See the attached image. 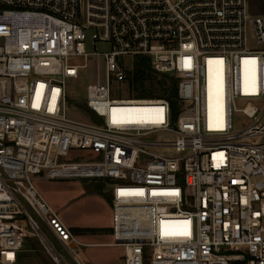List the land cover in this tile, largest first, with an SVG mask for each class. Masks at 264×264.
<instances>
[{
    "label": "built area",
    "instance_id": "1",
    "mask_svg": "<svg viewBox=\"0 0 264 264\" xmlns=\"http://www.w3.org/2000/svg\"><path fill=\"white\" fill-rule=\"evenodd\" d=\"M259 4L0 0V264H30L20 261L30 237L52 264H71L47 230L83 264L40 178L107 183L124 264H264ZM141 56L177 80V109L167 97L121 95L134 68L125 58ZM90 59L94 118L82 121L68 115L66 82Z\"/></svg>",
    "mask_w": 264,
    "mask_h": 264
},
{
    "label": "rangeland",
    "instance_id": "2",
    "mask_svg": "<svg viewBox=\"0 0 264 264\" xmlns=\"http://www.w3.org/2000/svg\"><path fill=\"white\" fill-rule=\"evenodd\" d=\"M253 4L256 5L252 8L253 12L262 10L259 0H253ZM87 46L90 51H94L95 45L93 44L92 39H88ZM96 48L101 50L106 48V46L101 43H97ZM125 62L129 68L134 67L133 58L126 57ZM84 63V60H80V64L83 65ZM96 79V63L94 59H90L86 66L80 68L78 78L67 80V91L70 95L67 112L71 118L82 121L93 120V114L85 105V101L87 98V86L89 83L96 81ZM153 90L156 93H160L157 86L153 87ZM121 95L130 96L131 94L122 92ZM88 155L89 153L85 151H73L70 154V158L78 159L88 157ZM35 184L41 193L53 200V208L60 214L61 217L67 219L65 220V223L70 228L76 227L77 225H81L82 227H93L95 225L93 222L97 220V218H102L104 221L107 219L108 210L104 207H107V205L103 201H100L95 195L99 189L100 191H104L108 188V185L104 180L88 178H40L35 181ZM109 205L111 206V203ZM31 213L36 219H38V216L35 215L33 211H31ZM40 225L45 230V226L42 223H40ZM46 233L55 243L58 250L65 255L67 260H69L71 264H76L71 254L58 243L51 232L47 230ZM78 239L84 241L86 240V237L78 236ZM89 239L96 241L104 240L105 238L91 237ZM72 246H74V244ZM73 253L83 264H109L110 262L118 264L119 262H124L125 249L120 246L111 248L101 245L82 246L81 244H77V246L73 248ZM20 261L30 264H52L41 243L36 237L26 239L20 251ZM237 264H246V262L240 261Z\"/></svg>",
    "mask_w": 264,
    "mask_h": 264
},
{
    "label": "trees",
    "instance_id": "3",
    "mask_svg": "<svg viewBox=\"0 0 264 264\" xmlns=\"http://www.w3.org/2000/svg\"><path fill=\"white\" fill-rule=\"evenodd\" d=\"M177 80L167 74L156 73L149 57L136 58L135 65L130 75L129 93L136 97H167L171 100L172 108L178 107ZM158 87L160 93H156L153 87Z\"/></svg>",
    "mask_w": 264,
    "mask_h": 264
},
{
    "label": "crops",
    "instance_id": "4",
    "mask_svg": "<svg viewBox=\"0 0 264 264\" xmlns=\"http://www.w3.org/2000/svg\"><path fill=\"white\" fill-rule=\"evenodd\" d=\"M98 183V182H97ZM99 185V184H98ZM102 193V195H101ZM42 195L48 200V202L53 205V200L50 197H46L43 193ZM96 197L100 200L103 201L106 205L104 206L105 208H107L108 213H107V219L104 221L102 218H97V220H95L93 222V224H95L93 227H82L81 225H77L76 227H68L65 223V220H67L64 217H61L60 214L58 213L61 221L73 232L75 239H76V243L75 246H77V244H81L82 246H107V247H111V248H115V247H123L119 244L114 243L113 240V234H112V224H113V213H112V206H110L109 204L111 203V199H110V192L108 191V189L106 188V190H101L100 189L95 193ZM109 203V204H108ZM100 217V216H97ZM78 236H82V237H86V240H80L78 239ZM91 237H95V238H99V237H103L105 238L104 240H90L89 238ZM79 260V259H78ZM80 261V260H79ZM81 262V261H80ZM109 264H117V263H113L110 262ZM118 264H124V262H119Z\"/></svg>",
    "mask_w": 264,
    "mask_h": 264
},
{
    "label": "snow or ice",
    "instance_id": "5",
    "mask_svg": "<svg viewBox=\"0 0 264 264\" xmlns=\"http://www.w3.org/2000/svg\"><path fill=\"white\" fill-rule=\"evenodd\" d=\"M162 111V110H161ZM173 194H175V193H173ZM181 234H183V235H187V233L185 232V233H181Z\"/></svg>",
    "mask_w": 264,
    "mask_h": 264
}]
</instances>
